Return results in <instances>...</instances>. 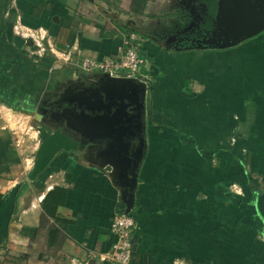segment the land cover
Returning a JSON list of instances; mask_svg holds the SVG:
<instances>
[{
  "label": "crops",
  "instance_id": "0c3cea01",
  "mask_svg": "<svg viewBox=\"0 0 264 264\" xmlns=\"http://www.w3.org/2000/svg\"><path fill=\"white\" fill-rule=\"evenodd\" d=\"M168 1L0 0V264H112L100 254L123 186L99 138L54 107L91 83L81 58L115 56L131 35L149 62L131 263L264 264V31L172 49L142 30ZM17 21L54 52L32 54ZM20 115L36 119L31 141L11 127Z\"/></svg>",
  "mask_w": 264,
  "mask_h": 264
},
{
  "label": "water",
  "instance_id": "95a60500",
  "mask_svg": "<svg viewBox=\"0 0 264 264\" xmlns=\"http://www.w3.org/2000/svg\"><path fill=\"white\" fill-rule=\"evenodd\" d=\"M246 4L245 18L217 17L218 30L232 20L235 23L232 27L237 31L232 40L220 44L219 48L235 46L264 31V11L250 7L249 2ZM225 11L221 0L219 14L224 15ZM250 14L257 16L253 23L249 22ZM88 78L91 82L88 86L81 85L80 90L72 91L70 96L56 102L59 109L54 113L58 120L68 119L74 128L80 127L97 138L105 139L101 142L104 144L101 151L103 168L123 186L125 213H130L135 202L140 167L147 152V85L134 78L110 77L104 73H95ZM131 167L134 170L129 172Z\"/></svg>",
  "mask_w": 264,
  "mask_h": 264
},
{
  "label": "built area",
  "instance_id": "2783aa9c",
  "mask_svg": "<svg viewBox=\"0 0 264 264\" xmlns=\"http://www.w3.org/2000/svg\"><path fill=\"white\" fill-rule=\"evenodd\" d=\"M14 32L24 39H31L35 49L34 55H43L49 50L54 52L53 45L49 41L47 30L43 28L32 29L17 21ZM148 59L142 54V43L136 35L124 39L123 45L115 56L96 59L83 57L77 63L78 67L86 72L104 73L110 77L134 78L139 81H147L145 70L148 67ZM137 227V221L133 214L120 212L115 215L112 223V232L116 236V242L110 252L100 254L103 260H109L112 264H132L131 246L132 235Z\"/></svg>",
  "mask_w": 264,
  "mask_h": 264
},
{
  "label": "flooded vegetation",
  "instance_id": "af4514ba",
  "mask_svg": "<svg viewBox=\"0 0 264 264\" xmlns=\"http://www.w3.org/2000/svg\"><path fill=\"white\" fill-rule=\"evenodd\" d=\"M222 1L226 10L224 15L219 14L221 0H177L174 7L175 11L170 14L171 17L176 18L177 23H172L168 34L154 31L153 37L172 49L219 48L220 44L232 40L233 35H237V31L232 27L235 24L232 20L218 30L217 17H244L243 13L247 2H249L250 7L264 11V0ZM248 10L252 12L249 7ZM256 17L255 14L248 15L249 22L252 21L253 23ZM140 99L143 101L142 98ZM65 104H63L64 107ZM145 105H147V101H145ZM57 106L59 108V105H55L54 108ZM104 140L99 138L97 142L101 144ZM133 170V167L128 169L129 172Z\"/></svg>",
  "mask_w": 264,
  "mask_h": 264
},
{
  "label": "rangeland",
  "instance_id": "374dc122",
  "mask_svg": "<svg viewBox=\"0 0 264 264\" xmlns=\"http://www.w3.org/2000/svg\"><path fill=\"white\" fill-rule=\"evenodd\" d=\"M176 1L177 0H169L168 2H166L165 5L158 6L157 10H154L159 14H155L149 17L150 23L144 24V26H142V30L146 35L154 36V31H159L161 33L168 34L169 30H171L170 27L172 23H177L176 18L171 17L170 15L173 11H175L174 7ZM35 120L20 115L11 121V127L13 131H15L20 136L21 142L23 140H26L27 142L33 139L32 133Z\"/></svg>",
  "mask_w": 264,
  "mask_h": 264
}]
</instances>
